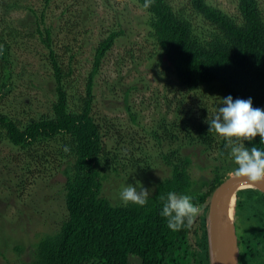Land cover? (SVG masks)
<instances>
[{
  "label": "trees",
  "instance_id": "obj_1",
  "mask_svg": "<svg viewBox=\"0 0 264 264\" xmlns=\"http://www.w3.org/2000/svg\"><path fill=\"white\" fill-rule=\"evenodd\" d=\"M137 1L149 13L147 32L160 66L168 64L181 87L189 91L212 89L221 99L229 95L234 100L250 97L254 108L264 109V8L258 0H238V15H230L208 0H150L147 8L145 0ZM31 11L40 40L49 50L55 83L52 113L20 123L0 111V139L18 149L25 167L53 158L64 177L66 216L56 230L35 242L32 260L21 264H211L209 199L236 167L228 154L230 148L224 147L225 138H214L207 123L199 126V142L207 149L216 148L222 158L229 157L228 163L212 166L211 179H200L199 189H193L196 181L189 172L190 157L172 152L163 155L171 166L170 177L158 182L144 206L113 204L102 194L101 172L111 165L110 158L113 163L117 160L105 150L100 126L92 114L93 85L103 58L124 29L120 25L111 29L98 43L84 95L72 109L65 77L73 69L65 71L59 62L45 12L37 15ZM12 77L10 46L0 30L1 90ZM127 96L128 90L125 99ZM259 140L257 136L246 141L245 147L264 148ZM169 191L190 195L192 203L201 209L192 223L179 231L168 229L166 219L160 216L162 197ZM233 204L234 197L231 218ZM235 214L242 226L238 234L239 264H264V193L254 188L239 190Z\"/></svg>",
  "mask_w": 264,
  "mask_h": 264
},
{
  "label": "rangeland",
  "instance_id": "obj_2",
  "mask_svg": "<svg viewBox=\"0 0 264 264\" xmlns=\"http://www.w3.org/2000/svg\"><path fill=\"white\" fill-rule=\"evenodd\" d=\"M258 1L264 8V0ZM208 2L238 15V0ZM31 9L37 15L45 12L59 62L65 71L73 69L65 77L72 109L84 95L98 43L111 29H124L103 58L93 85L92 114L105 150L117 160L110 158L111 165L101 172L102 194L113 204H123L119 191L124 184L140 181L151 195L159 181L170 177L165 154L190 157L195 190L200 179H211L212 166L228 163L229 157L222 158L197 138L199 126L222 106L220 96L205 87L189 91L179 85L168 64L160 66L147 32L149 13L137 0H0V30L9 43L13 67L11 83L0 89L3 114L26 123L52 113L55 83L49 50L36 31ZM63 9L68 11L63 14ZM22 157L0 139V264L32 260L35 242L56 230L66 216L64 177L57 163L50 158L28 168ZM238 218L235 214L237 238L242 228Z\"/></svg>",
  "mask_w": 264,
  "mask_h": 264
},
{
  "label": "clouds",
  "instance_id": "obj_3",
  "mask_svg": "<svg viewBox=\"0 0 264 264\" xmlns=\"http://www.w3.org/2000/svg\"><path fill=\"white\" fill-rule=\"evenodd\" d=\"M150 6V0H145L144 7ZM221 105L214 117L206 123L209 132L215 131L227 141L225 149L235 169L229 175L235 178H246L250 184L264 182V148L255 146L250 149L245 147V142H250L259 136V143L264 145V109L254 108L252 98L233 99L231 95L221 99ZM234 138V139H233ZM68 152L69 148L64 147ZM152 191V190H151ZM150 190L145 189L140 181L135 186L124 184L119 191V199L124 204H136L144 206L149 198ZM163 205L160 216L167 221V228L179 231L185 224L190 225L195 215L201 209L192 203V197L186 194H178L169 191L166 197H162Z\"/></svg>",
  "mask_w": 264,
  "mask_h": 264
},
{
  "label": "water",
  "instance_id": "obj_4",
  "mask_svg": "<svg viewBox=\"0 0 264 264\" xmlns=\"http://www.w3.org/2000/svg\"><path fill=\"white\" fill-rule=\"evenodd\" d=\"M245 188H254L264 193V182L250 184L246 178L228 175L212 192L207 213V232L211 264L216 254L217 264H239V246L234 223L237 192ZM234 197L233 214L229 207Z\"/></svg>",
  "mask_w": 264,
  "mask_h": 264
},
{
  "label": "bare ground",
  "instance_id": "obj_5",
  "mask_svg": "<svg viewBox=\"0 0 264 264\" xmlns=\"http://www.w3.org/2000/svg\"><path fill=\"white\" fill-rule=\"evenodd\" d=\"M232 200H233V197L231 198V201H230V205H231V202H232ZM229 214H230V207H229ZM216 254L213 256V264H217L216 263Z\"/></svg>",
  "mask_w": 264,
  "mask_h": 264
}]
</instances>
